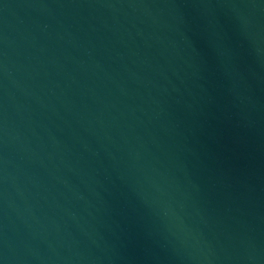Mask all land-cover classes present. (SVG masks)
Here are the masks:
<instances>
[{
  "label": "water",
  "instance_id": "1",
  "mask_svg": "<svg viewBox=\"0 0 264 264\" xmlns=\"http://www.w3.org/2000/svg\"><path fill=\"white\" fill-rule=\"evenodd\" d=\"M0 264H264V0H0Z\"/></svg>",
  "mask_w": 264,
  "mask_h": 264
}]
</instances>
